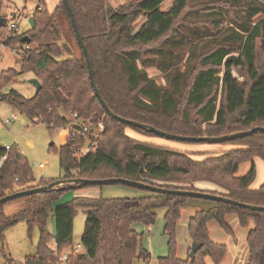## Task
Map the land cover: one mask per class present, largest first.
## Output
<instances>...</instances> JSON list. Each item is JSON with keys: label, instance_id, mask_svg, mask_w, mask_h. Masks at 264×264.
<instances>
[{"label": "trees", "instance_id": "trees-1", "mask_svg": "<svg viewBox=\"0 0 264 264\" xmlns=\"http://www.w3.org/2000/svg\"><path fill=\"white\" fill-rule=\"evenodd\" d=\"M36 1L33 27L7 40L8 44L27 45L18 53L21 68L3 70L1 77L11 82L19 74L33 72L42 88L31 96L13 88L2 94L1 100L50 131L69 124L80 128L81 122L97 124L102 120L105 124L99 133L98 148L82 156L76 154L75 145L84 135L67 136L57 149L63 172L58 179L122 177L264 205V182L257 189L251 187L257 173L254 159H264L263 131L218 143L235 147L200 153V158L194 152L130 135L127 128L158 136L107 112L91 84L87 62L64 3L61 1L58 9L50 12L45 0ZM164 2L130 0L114 8L108 0H70L90 52L97 86L112 110L188 136H219L264 126V0H173L167 10L162 7ZM2 8L0 0V14ZM60 11L67 19H60ZM140 15L145 20L136 30ZM64 22L68 24L66 30ZM8 31V23L0 26V37ZM61 34L63 43L59 42ZM25 35L30 41H23ZM64 49L68 55L63 57ZM150 65L165 74V84H158L149 75L145 67ZM75 112L76 121L70 116ZM5 152V147L0 146V157ZM246 161H251L250 169L238 175L239 166ZM50 182L43 178L38 181L28 157L17 145L11 146L0 167V198ZM198 182L213 183L218 189L199 188ZM68 188L26 195L28 206L13 217L2 210L6 202L0 204V239L8 227L22 219L27 220L29 232L34 225L39 226L37 252L28 257V264L57 262L58 254L50 246L52 238L60 254L72 247L79 208L86 211L81 236L84 251L71 254L66 264L147 261L151 252L140 248L141 235L133 224H154L160 207L166 208L164 233L169 252L159 258V264H209L208 256L220 263L227 246L211 238L209 222L218 221L236 240L226 219L229 214H236L244 227L253 222L247 234L249 257L243 264H264V210L212 200L215 205L197 209L189 219V235L200 248L195 257L190 255V248L188 256L181 258L176 230L191 196L151 191L150 195L133 199L78 196L55 204ZM51 212L56 221L55 235L47 225Z\"/></svg>", "mask_w": 264, "mask_h": 264}, {"label": "rangeland", "instance_id": "rangeland-1", "mask_svg": "<svg viewBox=\"0 0 264 264\" xmlns=\"http://www.w3.org/2000/svg\"><path fill=\"white\" fill-rule=\"evenodd\" d=\"M47 8L50 12H55L61 0H45ZM130 0H108V3L114 8L128 4ZM3 5L0 17H6L7 23L18 19L17 34H25L34 25V11L38 7L35 4L32 6L26 0H1ZM173 4V0H165L163 9H169ZM60 14V15H59ZM60 19L64 18L62 12L58 13ZM58 16V18H59ZM261 17V14L256 17ZM145 18L140 15L135 23L136 30L144 22ZM63 21V20H62ZM68 27L67 22H64L63 29ZM8 33L4 36L6 38ZM64 35L61 34L59 42L63 43ZM4 41L0 37V42ZM36 46L33 44L32 47ZM4 49L0 54V146L17 145L20 150L25 154L32 166L33 173L37 179L53 178L52 182L57 180L62 175L60 166L59 154L57 149L62 143V132L59 129L50 131L46 125L42 123H33L26 113L21 112L19 109L14 108L9 102L1 100V95L8 93L11 89H16L25 96H31L30 87L27 88L25 83L26 76L35 77L33 72L26 74H19L13 81L5 82L1 73L3 70L15 68L20 70L19 54L17 48H25V43L3 44ZM186 51V50H185ZM187 52V51H186ZM189 52H187L188 54ZM186 54V55H187ZM68 52L64 49V56ZM150 76L154 77L158 84H165V74L160 71L155 65L145 67ZM234 71V74L237 73ZM12 112H15L18 117L13 119L12 122H7V119ZM127 133L135 136L139 140L147 141L150 143L166 145L182 150L189 149H215L224 145L218 143H197V142H184L180 140H171L160 136H149L136 131L133 128H127ZM31 140L32 142H29ZM228 146V145H227ZM198 152V151H197ZM200 153V152H199ZM260 177V174H259ZM151 191L148 189L140 188L137 186L124 184V183H108V184H89L77 187H71L63 191L57 203H63L73 200L78 196L88 197H117V198H140L142 196L150 195ZM56 203V204H57ZM189 204L183 209L181 219L177 227V240H178V254L182 258H186L189 254V246L193 245L192 239L188 231V223L190 212L192 210L215 205L211 199L190 197ZM26 196L18 197L7 201L3 205V212L5 215L13 217L20 211L26 209L28 206ZM165 213L166 208L160 207L157 209V218L154 224L145 225L141 222L133 224V228L141 235L140 248L144 247L151 252L149 261L144 259H137L135 264H159V258L168 254V237L164 233L165 226ZM227 221L234 230L236 240L232 234H229L218 221L211 220L209 222L210 236L216 241L223 243L227 246V253L220 263H215L211 257H207L209 264H242L243 261L249 257L247 247V234L249 229L253 226L250 222L249 227H244L240 224L238 217L234 214L227 216ZM86 211L84 208L77 209L74 218V235L73 247L81 243V236L85 227ZM188 222V223H187ZM50 231H56V221L53 213L51 212L48 218ZM51 226V227H50ZM40 237V229L38 225H34L31 232L27 220L22 219L13 226L8 227L4 232L2 239H0V264H27V259L34 256L37 252ZM190 247V248H191ZM71 247L67 248L69 252ZM245 263V262H244Z\"/></svg>", "mask_w": 264, "mask_h": 264}, {"label": "water", "instance_id": "water-1", "mask_svg": "<svg viewBox=\"0 0 264 264\" xmlns=\"http://www.w3.org/2000/svg\"><path fill=\"white\" fill-rule=\"evenodd\" d=\"M67 11L68 15L71 20V24L73 26L76 38L78 40V43L80 44L83 54L85 56L87 66L89 69V74H90V80L91 84L95 90L96 96L99 98L101 103L103 104L104 108L107 110V112L114 117L115 119L124 122L126 124L144 129L146 131L152 132L160 137H165L171 140H180V141H190V142H206V143H221L227 140H231L234 138L238 137H244L250 134H253L257 131H263L264 132V126H255L251 129L248 130H242V131H236L228 134H223L219 136H188V135H180L172 132H168L165 130H162L154 125L148 124V123H143L134 119H129L126 117H123L116 112L112 110V108L108 105L104 97L102 96L96 80L94 76V69H93V64L92 60L90 57V52L89 49L84 41V37L80 31L73 7L70 3V0H61ZM7 18L6 17H0V26L7 24ZM28 39L30 41V38L28 35H25L23 37V41ZM28 82L35 87V94H38V92L42 88V83L37 77H31L28 79ZM108 183H124V184H129L133 186H137L140 188L148 189L150 191L154 192H159V193H169V194H177V195H187L191 197H200V198H207L215 201H224L233 205H237L243 208H249L252 210H264V205H256V204H250L246 202L239 201L237 199H233L228 196H224L221 194L217 193H211L207 191H201V190H188V189H175V188H167V187H162L150 183H146L143 181H136V180H131L128 178H122V177H111V178H105V179H96V178H70V179H58L56 181L50 182L49 184L46 185H40L37 187H32L29 189H24L20 191H16L14 193L7 194L3 197L0 198V204H3L9 200L26 196L32 193L36 192H44V191H51L54 189H64L68 187H74L75 185L77 186H83V185H89V184H108ZM200 244L197 242H193V245L191 247L190 255L192 257H195L197 250L200 248Z\"/></svg>", "mask_w": 264, "mask_h": 264}, {"label": "built area", "instance_id": "built-area-1", "mask_svg": "<svg viewBox=\"0 0 264 264\" xmlns=\"http://www.w3.org/2000/svg\"><path fill=\"white\" fill-rule=\"evenodd\" d=\"M18 19H14L9 23V28L10 32L6 38L1 37L4 41L0 42V54L2 53V50L4 49L3 44L7 43V40L9 37H13L17 34V29H18ZM17 52H21L22 48H17ZM238 75V74H237ZM71 118L76 121L78 114L71 113L70 114ZM16 118V114L12 113L10 117L7 119V122H12L13 119ZM81 127H73L71 124H69L66 127H62V130H67V136H75V137H81L84 135L83 140L78 141L77 144L75 145V152L78 156L85 155L89 152H93L98 148V137L99 133H101L105 129V124L102 120H100L97 124H92V123H87V122H81ZM70 127V128H69ZM11 150L10 145L5 146V153L2 154L0 157V167H2L5 164V161L8 157V152ZM56 253L58 254V259L55 264H66L67 259L71 254H77L81 253L84 251V246L82 243L77 244L76 246H72L71 250L69 252H63L59 253L58 252V246L52 248Z\"/></svg>", "mask_w": 264, "mask_h": 264}, {"label": "crops", "instance_id": "crops-1", "mask_svg": "<svg viewBox=\"0 0 264 264\" xmlns=\"http://www.w3.org/2000/svg\"><path fill=\"white\" fill-rule=\"evenodd\" d=\"M26 2H28L31 6L32 4L34 5L35 4V0H26ZM26 74V73H25ZM27 75V74H26ZM32 76H26L25 77V85L27 88L30 87V94H34L35 93V87L33 85H31L29 82H28V79H30ZM12 113H15V112H12ZM11 113V114H12ZM16 114V113H15ZM10 117V116H9ZM18 117V115L16 114V118ZM15 118V119H16ZM61 132H62V143H65V141L67 140V130H62V129H59ZM29 142H32L31 140H29ZM221 147H225V148H232V147H235V146H232V145H228V146H221ZM222 148V149H223ZM181 149V148H180ZM217 149H221L220 147L218 148H215L214 150H217ZM213 149H191V151L189 149H186L185 151H190V152H194V153H197V155L200 157H202V155L200 153H204V152H208V151H214ZM198 151V152H197ZM200 152V153H199ZM255 161V164H256V169H257V173H256V178L255 180L253 181V183L251 184V187L252 188H259L263 182H264V159H262L261 157H256L254 159ZM251 167V161H246V162H243L240 166H239V169H238V175H243L245 173L248 172V170L250 169ZM259 174H260V177H259ZM62 175V174H61ZM44 180H47V181H51V179L53 180V178H44ZM40 179H38L39 181ZM55 181V180H54ZM197 186L199 188H202V189H210V190H216L218 189L217 185L213 184V183H210V182H198L197 183ZM57 203V202H56ZM55 203V204H56ZM59 204V203H57ZM185 209V208H184ZM194 210H192L190 213V216L188 218H191V216L194 214ZM234 215V214H233ZM236 215V214H235ZM237 216V215H236ZM188 223V222H187ZM51 227V226H50ZM177 227H179L177 225ZM48 228H49V225H48ZM50 230V228H49ZM177 232V230H176ZM54 235H55V232H52ZM193 242V241H192ZM50 246L52 248L58 246L56 244V241H55V238H52L51 242H50ZM191 245L189 246L188 250L190 249ZM66 252V250L64 251ZM179 255V254H178ZM182 258V257H181ZM248 260V257L246 258L244 262H246ZM149 261V260H147ZM242 263V264H243ZM28 264V263H27Z\"/></svg>", "mask_w": 264, "mask_h": 264}]
</instances>
